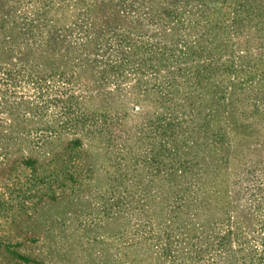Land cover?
Masks as SVG:
<instances>
[{"label":"rangeland","instance_id":"374dc122","mask_svg":"<svg viewBox=\"0 0 264 264\" xmlns=\"http://www.w3.org/2000/svg\"><path fill=\"white\" fill-rule=\"evenodd\" d=\"M0 264H264V0H0Z\"/></svg>","mask_w":264,"mask_h":264}]
</instances>
